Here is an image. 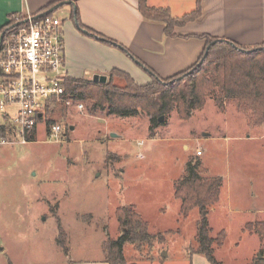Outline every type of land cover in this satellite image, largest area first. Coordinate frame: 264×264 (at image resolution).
Segmentation results:
<instances>
[{"label": "rangeland", "instance_id": "374dc122", "mask_svg": "<svg viewBox=\"0 0 264 264\" xmlns=\"http://www.w3.org/2000/svg\"><path fill=\"white\" fill-rule=\"evenodd\" d=\"M54 13L71 22L66 7ZM84 50L97 55L89 44ZM82 104L53 114L70 127L57 142L45 141L41 123L37 142L0 145V264L100 263L103 243L120 231L116 208L123 204L142 208L153 235L124 243L127 264H191L198 210L183 218L173 191L190 159L222 179L208 215L218 227L210 235L223 234L222 264H245L258 242L241 228L264 209V122L253 111L232 99L221 109L209 98L190 118L172 111L151 132L145 114L117 117ZM259 244L264 255V239Z\"/></svg>", "mask_w": 264, "mask_h": 264}, {"label": "trees", "instance_id": "16d2710c", "mask_svg": "<svg viewBox=\"0 0 264 264\" xmlns=\"http://www.w3.org/2000/svg\"><path fill=\"white\" fill-rule=\"evenodd\" d=\"M58 0L43 7L37 13H48V10ZM77 1V0H73ZM138 10L145 20L156 21L164 24V34L175 37V28L193 22L201 14V0H195L194 10L174 17L166 6L157 7L147 3V0H136ZM71 5V4H70ZM64 5L59 6L62 7ZM72 19L82 29H86L87 36L95 38L109 47L123 52L132 61L137 60L131 52L118 42L99 35L92 29L84 27L79 21L78 10L71 6ZM35 13V14H37ZM11 14L10 20L0 33L7 35L13 29ZM205 39V48L208 53L200 64L199 59L189 69L168 78H160L142 62L137 65L144 69L150 80L147 83H138L126 71L113 68L107 73L103 83L94 82L89 78L72 77L64 83L65 96L71 101L70 105L56 102L53 107L47 106L43 117L38 122H44L49 129L53 124L59 123L53 114L66 112L67 108L76 107L77 103H86L90 112L105 113L117 117H129L145 114L149 118V130L164 124L159 121L162 116L175 111L179 118L188 119L192 112L202 108L207 99H213L218 108L224 107V101L234 100L242 111H253L256 123L264 122V43L256 47H246L229 39L217 38L212 35H199ZM103 38V39H102ZM243 49V50H242ZM136 63V62H135ZM193 69L191 72L189 70ZM70 131L68 125H63L62 136ZM0 135L6 136L7 132L0 128ZM32 136L37 137L36 130ZM205 170L200 159H190L173 185L176 198L180 200L181 214L188 216L191 210H198L196 247L195 253L205 256L209 264H220L215 258L214 244L222 243L223 234L214 239L210 235L211 227L207 221L210 207L218 200L220 194L221 177L204 175ZM116 218L120 225V235L108 237L103 243L105 262L108 264H127L123 256V245L126 242L141 244L150 242L153 235L148 231V222L132 206L121 205L116 208ZM247 229L264 236V221L248 225ZM246 264H264V258L254 257Z\"/></svg>", "mask_w": 264, "mask_h": 264}, {"label": "crops", "instance_id": "0c3cea01", "mask_svg": "<svg viewBox=\"0 0 264 264\" xmlns=\"http://www.w3.org/2000/svg\"><path fill=\"white\" fill-rule=\"evenodd\" d=\"M55 1L58 0H0V31L9 22L11 14H35ZM74 3L79 21L84 27L118 42L162 79L174 76L195 64L205 46V39L199 35L229 39L246 47H256L264 43V0H201L200 16L193 22L175 28V37L164 34V24L145 20L138 10L136 0H77ZM147 3L168 7L174 17L194 10L196 5L195 0H147ZM71 6L68 4L60 8L66 7L71 15ZM70 17L69 24L63 22L66 67L70 76L85 78L88 72L90 77L87 78L91 79L94 74L107 75L111 69L120 68L138 83L149 82L150 76L134 60L132 63L120 50L84 35L78 30L72 15ZM85 44L95 48L97 55L84 50ZM214 205L215 203L209 212ZM137 209V212L145 217L142 208ZM254 213L250 216L252 219L243 224L242 231L247 229L249 223L264 221V209L255 210ZM207 221H210L209 216ZM209 224L211 231L218 229L213 228L210 222ZM119 235L120 231L117 236ZM248 236L255 238L258 243L249 251L245 264L254 257L264 258L259 244V241L263 242L264 236L261 237L250 230ZM219 246H222V243L214 248L213 253L222 264L223 259L217 253ZM189 253L191 264H209L204 255ZM258 253L261 257L257 256ZM65 258H68L66 254ZM51 263H55L53 259ZM66 263L108 264L104 258L100 263L82 262L77 259H70L69 263Z\"/></svg>", "mask_w": 264, "mask_h": 264}, {"label": "built area", "instance_id": "2783aa9c", "mask_svg": "<svg viewBox=\"0 0 264 264\" xmlns=\"http://www.w3.org/2000/svg\"><path fill=\"white\" fill-rule=\"evenodd\" d=\"M15 29L2 37L0 43V145L37 142L38 122L47 106L56 102L67 105L64 83L70 78L66 67L65 38L62 20L48 13L14 15ZM78 110L83 109L77 103ZM63 125L45 127L46 142H57ZM201 154L200 151L197 155Z\"/></svg>", "mask_w": 264, "mask_h": 264}, {"label": "water", "instance_id": "95a60500", "mask_svg": "<svg viewBox=\"0 0 264 264\" xmlns=\"http://www.w3.org/2000/svg\"><path fill=\"white\" fill-rule=\"evenodd\" d=\"M68 4H71L73 7H74V12H75V10H76V7H75V3H74V1L73 0H63V1H60V2H58V3H56V4H54L49 10H48V12H53V10L54 9H58L59 8V6H61V5H68ZM76 22V21H75ZM76 24H77V28H78V30L79 31H81L84 35L86 34H89L88 33V31L85 29H82L81 27H80V25L76 22ZM4 36V32L2 33V34H0V43L2 42V37ZM95 38H97L96 36H94ZM103 39V38H102ZM208 47H206L205 48V51H204V53H203V55H202V57L199 59V61L197 62V64H200L202 61H203V59L205 58V56L207 55V53H208ZM243 50V49H242ZM135 62L137 63V61L135 60ZM193 69H191V70H189L188 72H191ZM106 79H107V76L105 75V74H102V75H100V74H94L93 76H92V78H91V80L92 81H94V82H99V83H103V82H105L106 81ZM162 119H163V117L161 116L160 118H159V121H162ZM163 255H166L165 253H163ZM258 257H261L260 255L258 256Z\"/></svg>", "mask_w": 264, "mask_h": 264}]
</instances>
